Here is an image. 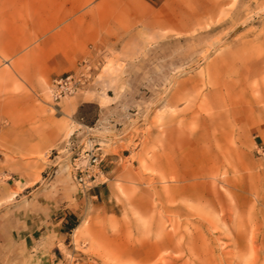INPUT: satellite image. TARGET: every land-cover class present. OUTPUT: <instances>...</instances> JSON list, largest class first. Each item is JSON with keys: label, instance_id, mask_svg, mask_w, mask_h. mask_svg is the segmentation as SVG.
<instances>
[{"label": "rangeland", "instance_id": "1", "mask_svg": "<svg viewBox=\"0 0 264 264\" xmlns=\"http://www.w3.org/2000/svg\"><path fill=\"white\" fill-rule=\"evenodd\" d=\"M0 264H264V0H0Z\"/></svg>", "mask_w": 264, "mask_h": 264}, {"label": "built area", "instance_id": "2", "mask_svg": "<svg viewBox=\"0 0 264 264\" xmlns=\"http://www.w3.org/2000/svg\"><path fill=\"white\" fill-rule=\"evenodd\" d=\"M80 81L74 74H66L55 79L51 85V94L55 101L73 94ZM103 161L101 155L91 154L85 166L76 165L74 179L84 190H89L95 181V175L99 172V166Z\"/></svg>", "mask_w": 264, "mask_h": 264}, {"label": "crops", "instance_id": "3", "mask_svg": "<svg viewBox=\"0 0 264 264\" xmlns=\"http://www.w3.org/2000/svg\"><path fill=\"white\" fill-rule=\"evenodd\" d=\"M96 8V7H95ZM96 10V9H95ZM84 18H86L85 16H84ZM83 28H84V30L86 29V26L84 25L83 26ZM99 30H101V27H99ZM101 32V31H100ZM84 34H86V32L84 31ZM102 37H105L104 35H100V38H102Z\"/></svg>", "mask_w": 264, "mask_h": 264}, {"label": "bare ground", "instance_id": "4", "mask_svg": "<svg viewBox=\"0 0 264 264\" xmlns=\"http://www.w3.org/2000/svg\"><path fill=\"white\" fill-rule=\"evenodd\" d=\"M75 231H76V229H75Z\"/></svg>", "mask_w": 264, "mask_h": 264}]
</instances>
